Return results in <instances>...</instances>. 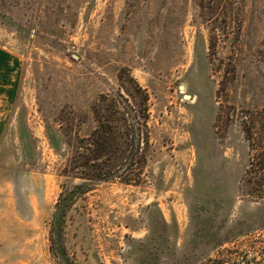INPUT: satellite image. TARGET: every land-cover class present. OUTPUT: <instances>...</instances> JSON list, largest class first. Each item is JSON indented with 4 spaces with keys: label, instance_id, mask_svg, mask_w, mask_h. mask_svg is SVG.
<instances>
[{
    "label": "rangeland",
    "instance_id": "1",
    "mask_svg": "<svg viewBox=\"0 0 264 264\" xmlns=\"http://www.w3.org/2000/svg\"><path fill=\"white\" fill-rule=\"evenodd\" d=\"M0 59V264H264V0H0Z\"/></svg>",
    "mask_w": 264,
    "mask_h": 264
},
{
    "label": "trees",
    "instance_id": "2",
    "mask_svg": "<svg viewBox=\"0 0 264 264\" xmlns=\"http://www.w3.org/2000/svg\"><path fill=\"white\" fill-rule=\"evenodd\" d=\"M256 166L254 175H252L248 179V183L251 185L250 189L248 190L249 195H254L256 197H263L264 196V161H261L259 165H256V162L252 164Z\"/></svg>",
    "mask_w": 264,
    "mask_h": 264
},
{
    "label": "crops",
    "instance_id": "3",
    "mask_svg": "<svg viewBox=\"0 0 264 264\" xmlns=\"http://www.w3.org/2000/svg\"><path fill=\"white\" fill-rule=\"evenodd\" d=\"M0 61H1V59H0ZM1 63V62H0ZM9 97H3V98H1L0 97V135H1V132H2V129H3V121L5 120V118H6V116H3L4 115V113L5 112H8V111H10L9 110V108H6V107H8V106H6L5 108H4V106H3V104H7V105H10L11 104V102H12V100H11V102H9ZM4 101V102H3Z\"/></svg>",
    "mask_w": 264,
    "mask_h": 264
},
{
    "label": "water",
    "instance_id": "4",
    "mask_svg": "<svg viewBox=\"0 0 264 264\" xmlns=\"http://www.w3.org/2000/svg\"><path fill=\"white\" fill-rule=\"evenodd\" d=\"M185 86L184 85H181L180 88L183 89Z\"/></svg>",
    "mask_w": 264,
    "mask_h": 264
}]
</instances>
